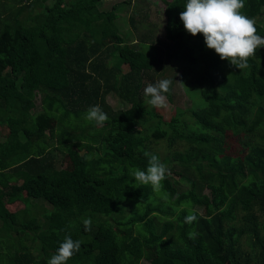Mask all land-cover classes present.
Here are the masks:
<instances>
[{
  "label": "trees",
  "instance_id": "1",
  "mask_svg": "<svg viewBox=\"0 0 264 264\" xmlns=\"http://www.w3.org/2000/svg\"><path fill=\"white\" fill-rule=\"evenodd\" d=\"M99 1L0 2V264H47L68 234L81 246L67 264H264V48L239 70L184 30L187 0H162L160 38L136 0ZM263 8L241 11L256 20ZM165 78L167 103L174 84L193 103L167 122L143 91ZM95 105L102 126L84 119ZM144 151L170 171L159 189L131 186Z\"/></svg>",
  "mask_w": 264,
  "mask_h": 264
},
{
  "label": "clouds",
  "instance_id": "2",
  "mask_svg": "<svg viewBox=\"0 0 264 264\" xmlns=\"http://www.w3.org/2000/svg\"><path fill=\"white\" fill-rule=\"evenodd\" d=\"M244 7L245 0H187L179 19L188 34H201L206 48L213 50L221 60L242 70L248 67V60L256 56L257 50L264 48V37L257 35L255 20L241 11ZM172 84L173 80L167 78L148 84L143 90L145 97H150L147 104L156 109L166 108V94L170 92ZM84 119L102 126L108 116L99 105H95L87 110ZM143 155L147 158L146 170H132L135 182L131 186L159 189L170 171L157 155L148 151H144ZM196 220L195 214H189L184 223L190 225ZM91 223L90 218L83 221L85 231L91 230ZM187 235L189 239H195L199 234L192 229ZM80 246L79 240L74 241L70 234L66 235L47 264H67Z\"/></svg>",
  "mask_w": 264,
  "mask_h": 264
},
{
  "label": "rangeland",
  "instance_id": "3",
  "mask_svg": "<svg viewBox=\"0 0 264 264\" xmlns=\"http://www.w3.org/2000/svg\"><path fill=\"white\" fill-rule=\"evenodd\" d=\"M124 1L125 0H100L97 5L100 11H108L110 10V7L112 5ZM0 2H4V0H0ZM136 3H138V5L142 8L144 14L146 15L145 18L146 24L152 27V29H154V35L160 38L163 33V25H164V16H163L164 4L162 0H136ZM114 12L115 14H118V12L116 11ZM2 13L3 12H1L0 14ZM129 14H130L129 10L122 11L121 13H119V16L121 18H119L118 20V25L121 29L120 35H122L124 39H126V41L127 40L130 41L135 34L133 28H131L130 26L129 21L127 20ZM141 14L142 12L138 16L137 15L133 16V19L136 21L135 25L137 22H140V24L137 25L138 32H141L142 30L141 21H140L142 17V16L140 17ZM5 15L6 13H4V15L1 16V18H5ZM24 15L25 13L22 16L18 17V19L22 18ZM255 21L264 27V8L262 9L260 16H258ZM185 90H186V86L180 84H174L171 90L173 103L172 104L167 103L168 106L166 108H160V109H156L152 107L150 108L153 110L154 113L160 115L162 120L167 122L170 119V117L173 116L177 111L185 110L187 108L190 109V107H192L193 103L188 97L189 94ZM37 99L38 98H36V100ZM35 104H37V101H35ZM37 112H39V110L34 111L33 114ZM49 126L50 127L54 126L53 120L49 121ZM6 134H7V129L5 125L3 123H0V141H2L5 138ZM227 146H230L229 152L231 153H236L239 150V147L234 143V140L229 141V144ZM55 155H57L56 156V161L58 162V164L56 165L57 168H66V169L71 168V164L65 155L58 153H55ZM173 177L178 178V175L173 174ZM19 207H21V205L17 207L13 206L12 209L10 210L15 211L20 209ZM125 214H129V212H126ZM159 221H160L159 219L155 220V222H159ZM32 251H33L32 254L34 255L36 260H40L42 258L41 257L42 255L39 252L35 250ZM141 264H147V263L143 262Z\"/></svg>",
  "mask_w": 264,
  "mask_h": 264
}]
</instances>
